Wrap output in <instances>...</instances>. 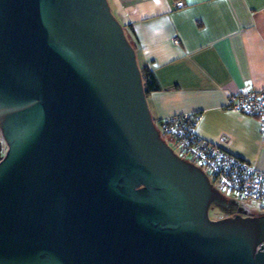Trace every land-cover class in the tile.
<instances>
[{"label": "water", "instance_id": "1", "mask_svg": "<svg viewBox=\"0 0 264 264\" xmlns=\"http://www.w3.org/2000/svg\"><path fill=\"white\" fill-rule=\"evenodd\" d=\"M0 264H264V213L150 115L107 0H0Z\"/></svg>", "mask_w": 264, "mask_h": 264}, {"label": "crops", "instance_id": "2", "mask_svg": "<svg viewBox=\"0 0 264 264\" xmlns=\"http://www.w3.org/2000/svg\"><path fill=\"white\" fill-rule=\"evenodd\" d=\"M182 1L107 0L159 85L145 93L150 115L198 111L199 127L215 130L200 134L264 171L257 118L226 106L229 94L264 86V0Z\"/></svg>", "mask_w": 264, "mask_h": 264}, {"label": "built area", "instance_id": "3", "mask_svg": "<svg viewBox=\"0 0 264 264\" xmlns=\"http://www.w3.org/2000/svg\"><path fill=\"white\" fill-rule=\"evenodd\" d=\"M182 6V0H176ZM174 42H177L174 39ZM226 106L257 118L264 137V86L255 90L237 91L227 96ZM199 114L180 113L159 119L160 135L172 138L179 151L190 156L211 184L226 188L244 201H258L264 207V171L251 162L223 150L219 142L206 140L194 132ZM234 203V201H232ZM237 207V206H236ZM234 214V213H230Z\"/></svg>", "mask_w": 264, "mask_h": 264}, {"label": "rangeland", "instance_id": "4", "mask_svg": "<svg viewBox=\"0 0 264 264\" xmlns=\"http://www.w3.org/2000/svg\"><path fill=\"white\" fill-rule=\"evenodd\" d=\"M199 122L198 120H196V123L194 125V132L202 137L205 138L206 140L210 139V141H214V142H218L217 138L218 137H213L211 136V138H206L204 137L202 134H200V132L202 133H206V131L208 130L210 132V134L212 133V131H215L214 128L212 126H208L205 124H201L203 128L199 127ZM163 139L168 143V145L181 157L187 159V160H192L190 158V156H188L187 154H184L183 152L179 151V148L177 146V144L175 143V141L170 138L169 136L166 135H162ZM213 137V138H212ZM6 149V143L0 133V157L3 155V153L5 152ZM217 189L226 197L228 202H232L234 201V209L231 213H240L242 215H246V213L252 212V213H257L260 212L262 210H264V207L260 204V202L258 201H244V200H240L237 198L236 194L232 191H229L226 188L220 187L219 185H216ZM237 206V207H236ZM229 214V210L224 208V207H220L219 205L215 204V203H211L209 208H208V216L211 219H218L221 218L225 215Z\"/></svg>", "mask_w": 264, "mask_h": 264}, {"label": "trees", "instance_id": "5", "mask_svg": "<svg viewBox=\"0 0 264 264\" xmlns=\"http://www.w3.org/2000/svg\"><path fill=\"white\" fill-rule=\"evenodd\" d=\"M127 37V36H126ZM128 41L131 43V39L129 37H127ZM140 74H141V78H142V82H143V88L145 93L158 89L159 85L157 83V80L155 78V75L153 74V72L151 71L150 68L143 66L140 68ZM196 114H199L198 111H194ZM158 120H155V124L158 128Z\"/></svg>", "mask_w": 264, "mask_h": 264}, {"label": "flooded vegetation", "instance_id": "6", "mask_svg": "<svg viewBox=\"0 0 264 264\" xmlns=\"http://www.w3.org/2000/svg\"><path fill=\"white\" fill-rule=\"evenodd\" d=\"M233 207H234L233 202H228V201H227L226 205L224 206V208L229 210V214L233 211V209H234Z\"/></svg>", "mask_w": 264, "mask_h": 264}]
</instances>
